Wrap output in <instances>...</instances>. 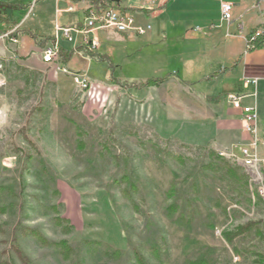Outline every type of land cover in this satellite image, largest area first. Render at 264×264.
Returning a JSON list of instances; mask_svg holds the SVG:
<instances>
[{
  "label": "rangeland",
  "instance_id": "obj_1",
  "mask_svg": "<svg viewBox=\"0 0 264 264\" xmlns=\"http://www.w3.org/2000/svg\"><path fill=\"white\" fill-rule=\"evenodd\" d=\"M172 33L144 42L126 62L113 57L117 78L128 83L162 76L164 67L176 72L148 87L112 84L102 62L82 68L92 81L85 89L70 73L53 78L47 68L27 72L14 59L3 62L0 260L20 264L11 249L17 245L31 264H135L133 250L148 264H254L256 255L264 261V168L244 166L239 149L246 144L219 145L212 124L218 103L206 105L180 81L202 92L214 86L223 103L243 91L242 75L229 69L208 81L213 63L195 54L192 37ZM158 50L164 58L153 57ZM56 216L72 229L65 232ZM26 229L66 241L71 258ZM84 240L108 243L120 256L107 257Z\"/></svg>",
  "mask_w": 264,
  "mask_h": 264
},
{
  "label": "crops",
  "instance_id": "obj_2",
  "mask_svg": "<svg viewBox=\"0 0 264 264\" xmlns=\"http://www.w3.org/2000/svg\"><path fill=\"white\" fill-rule=\"evenodd\" d=\"M101 1L114 2L118 9L133 12L137 24L149 23L151 29L144 34L147 35V40L138 41L136 38L142 35H136L133 31L120 33L104 28L93 32L100 43L99 48L93 53H88L84 49L78 35H75L73 42L67 41L61 29L81 28L87 8L93 2L97 4ZM233 1L234 20L230 24L221 21L219 5L215 0H33L30 5L5 2L0 4V65L2 68L3 62L14 59L17 66L24 71L41 73L47 68V77L58 78L55 67H50L41 58L42 48L55 43L60 52L61 64L67 71L70 74L85 76L89 80V74L81 73L85 64L88 65L92 61L102 62L108 69L107 62L98 60L97 56L108 59L115 70L113 57L126 62L130 52L141 51L144 42L154 39L157 35L165 38L170 30L173 31V35H176L174 32L183 33L186 37H192L190 39L195 54H202L207 63H213L208 81L217 79L229 69L238 70L242 80L256 79L255 84L246 87L242 81L243 91L238 93H255V97H247L243 103H252L255 106V153L259 158V165L264 168V47L244 51L247 33L261 25L264 0H252L251 3L245 0ZM23 11L26 13L21 14ZM159 53L160 50L156 51L153 57L164 58ZM223 61L228 66H221ZM160 71L163 73L162 76L134 82H144L150 78L162 79L170 76V73H176L165 67ZM108 76L110 80L109 71ZM175 77H178L177 74ZM180 81L189 86L195 96L206 105L211 107L218 103L215 110L219 111L220 116L218 120L214 119L212 124H215L220 146L231 148L236 144L247 146L252 143L250 136L242 129L240 111L234 109L226 99L223 103L219 101L214 86L202 92L190 87L187 80ZM226 141L233 142L227 144Z\"/></svg>",
  "mask_w": 264,
  "mask_h": 264
},
{
  "label": "built area",
  "instance_id": "obj_3",
  "mask_svg": "<svg viewBox=\"0 0 264 264\" xmlns=\"http://www.w3.org/2000/svg\"><path fill=\"white\" fill-rule=\"evenodd\" d=\"M219 5V13L221 21L230 24L233 18V7L235 5L233 0H215ZM72 6L69 7V10ZM112 29L116 32L124 33L133 31L136 35H144L150 29L151 25L145 23L143 25L137 24L135 16L131 11H122L115 6L114 2L92 4L89 6L84 14L82 27L79 29L62 28V33L67 41L73 42L75 35L81 39V45L88 53H93L99 48V40L93 35L97 29ZM257 43H264V14L261 17V25L252 32L247 33L244 40V51L249 52L255 47ZM41 58L44 63L50 67H55L56 71L69 73L67 69L61 64V56L58 46L55 43L45 45L41 50ZM1 68V65H0ZM73 82L82 89L88 87V79L79 74H72ZM243 85L246 87L250 84H255L256 79L244 78ZM4 83V79L0 78V85ZM247 97H255V93L240 94L228 93L225 95L226 101L241 113L242 129L250 136L252 143L239 149V158L244 166H254L259 164V158L255 153L256 143V110L255 106L243 103ZM222 154V153H220ZM260 194L264 195L263 189H259Z\"/></svg>",
  "mask_w": 264,
  "mask_h": 264
},
{
  "label": "trees",
  "instance_id": "obj_4",
  "mask_svg": "<svg viewBox=\"0 0 264 264\" xmlns=\"http://www.w3.org/2000/svg\"><path fill=\"white\" fill-rule=\"evenodd\" d=\"M95 3V2H93ZM101 3H103V1H101ZM253 30H251L250 32H252ZM249 32V33H250ZM264 47V43H257L255 44V48H262ZM252 49V50H253ZM251 51V50H250ZM98 60L107 62L108 65V70H109V75H110V80L112 83L119 85L120 87L123 88H132V89H136V88H141V87H148V86H153L156 83H158L159 81H161L162 79H155V78H150L145 80L144 82H125V81H120L117 79L115 70L113 65L108 61V59H106L105 57H96ZM174 209V206H170L169 208V213L171 212V210ZM55 221L58 224H62L64 226V230L65 232H69L72 229L71 224L69 223V221L66 218L60 217V216H56L55 217ZM250 226V224L247 225H243L241 227H237L235 232L233 233H229L226 234L225 236L227 237V239H231L233 236L239 235L241 233H243L245 230H247V228ZM26 231L33 235L34 237L37 238L38 241H40V243L44 246H53L55 248L58 249L59 255L61 256V258H63L64 260H69L73 254V248L66 242V241H59V242H48L46 239L42 238L41 236H39V234L33 230H27ZM84 244L86 245H100L103 248V252L104 255L110 258H118L120 256V250L113 248L110 244L108 243H100L98 241H88V240H84ZM11 249L13 251V253L15 254V256L18 258L20 264H31L26 256L21 252V250L18 248L17 245H13L11 246ZM133 254H134V259H135V264H148L144 257L141 255L140 252H138L137 250H133ZM256 257H258V259L256 258V261L254 262V264H264V261L260 258H262V256L260 255H256ZM0 264H11L10 262H8L7 260H0ZM68 264H79V263H74V262H69ZM182 264H212L211 262L205 260V259H196V260H186L184 261Z\"/></svg>",
  "mask_w": 264,
  "mask_h": 264
}]
</instances>
